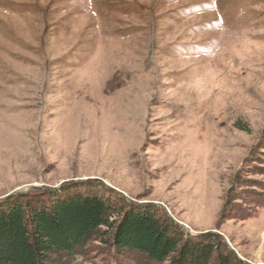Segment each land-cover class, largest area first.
<instances>
[{
  "label": "rangeland",
  "instance_id": "rangeland-1",
  "mask_svg": "<svg viewBox=\"0 0 264 264\" xmlns=\"http://www.w3.org/2000/svg\"><path fill=\"white\" fill-rule=\"evenodd\" d=\"M92 193L264 264V0H0V208Z\"/></svg>",
  "mask_w": 264,
  "mask_h": 264
},
{
  "label": "trees",
  "instance_id": "trees-1",
  "mask_svg": "<svg viewBox=\"0 0 264 264\" xmlns=\"http://www.w3.org/2000/svg\"><path fill=\"white\" fill-rule=\"evenodd\" d=\"M118 205L110 194L92 193L58 200L50 207L27 197L25 204L0 208V264H78L89 242L102 229L112 227L111 220L122 213L120 225L112 232L117 249L155 262L211 263L215 241L184 240L179 228L157 207L118 212ZM220 259L221 264H229Z\"/></svg>",
  "mask_w": 264,
  "mask_h": 264
}]
</instances>
